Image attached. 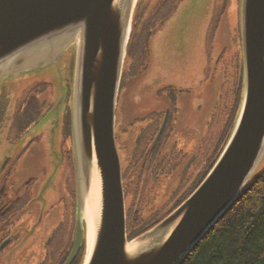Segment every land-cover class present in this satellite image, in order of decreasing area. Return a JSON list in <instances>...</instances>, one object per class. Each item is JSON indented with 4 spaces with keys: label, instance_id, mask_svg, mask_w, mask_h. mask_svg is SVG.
Here are the masks:
<instances>
[{
    "label": "flooded vegetation",
    "instance_id": "obj_1",
    "mask_svg": "<svg viewBox=\"0 0 264 264\" xmlns=\"http://www.w3.org/2000/svg\"><path fill=\"white\" fill-rule=\"evenodd\" d=\"M65 74L58 138L49 143L32 137L44 115L25 104L35 88L19 91L16 82L0 87V259L5 263L31 234L38 249L32 251L31 242L24 254L39 257L38 264H64L73 247L72 59ZM243 88L240 0L137 1L114 125L126 225L140 216L154 226L199 186L234 128ZM36 141H42L40 154L49 157L42 179L51 171L55 175L44 189L32 170L22 183L15 181L21 159ZM156 195L167 198L143 216ZM82 252L83 246L72 264Z\"/></svg>",
    "mask_w": 264,
    "mask_h": 264
},
{
    "label": "water",
    "instance_id": "obj_2",
    "mask_svg": "<svg viewBox=\"0 0 264 264\" xmlns=\"http://www.w3.org/2000/svg\"><path fill=\"white\" fill-rule=\"evenodd\" d=\"M138 0H0V87L47 70L66 95L72 59L70 131L81 264H181L236 200L264 161V0H240L244 88L229 139L199 186L157 224L131 240L115 110ZM65 80V81H64ZM64 82V83H63Z\"/></svg>",
    "mask_w": 264,
    "mask_h": 264
},
{
    "label": "trees",
    "instance_id": "obj_3",
    "mask_svg": "<svg viewBox=\"0 0 264 264\" xmlns=\"http://www.w3.org/2000/svg\"><path fill=\"white\" fill-rule=\"evenodd\" d=\"M136 221L129 240L151 228ZM181 264H264V166Z\"/></svg>",
    "mask_w": 264,
    "mask_h": 264
},
{
    "label": "rangeland",
    "instance_id": "obj_4",
    "mask_svg": "<svg viewBox=\"0 0 264 264\" xmlns=\"http://www.w3.org/2000/svg\"><path fill=\"white\" fill-rule=\"evenodd\" d=\"M16 85L20 88L19 91L23 89L24 87L25 88H28V87L35 88L30 94L31 97L29 101L25 102V104H28L29 102L32 108H35L36 110L44 112L42 119L38 122V124L33 128V131L31 132L32 137H34V139L36 140L48 139V143L49 141H54L55 139H57L58 137L52 134V130H53L52 124H53V121L55 120V117L52 113H50L53 103L56 102L58 98V94L60 93V89H61L60 84H59V79L56 73H54L53 70H47L45 72L38 73L33 76L23 77V78H20V80L16 82ZM70 141H71V137H70ZM35 143H36L35 144L36 146H33V148L31 149L29 153L30 155L28 157L22 158L19 163L20 165L18 167V172L15 177L16 183L18 182L22 183L23 180L27 176H29V174L27 175V172H31V170L32 172H35V174H32V175L37 176L36 179L40 180L45 174L44 173V171L46 170L45 167L48 168L47 160L49 157L47 155H44V153L40 154V150L37 147L38 145H42L41 144L42 141L41 143L37 141ZM68 145L70 146L69 142H68ZM28 162H31V163H28ZM263 166H264V161L262 162L259 169H261ZM42 168L44 169L43 172L41 171ZM52 178H55V175L51 171L49 175L47 173V175L42 180H40V182L42 181L43 183L38 185L39 188L41 189L48 188V186H50L49 183L51 182ZM74 189H75V195H76L75 184H74ZM166 198L167 197L163 195L154 196L152 205L148 209L142 210L143 216L148 215L155 208H158L159 203L164 202ZM126 235H127V229H126ZM34 236H35L34 234H31L30 239L26 238L27 240H23L21 243L17 244L15 247L17 248L16 253L6 263L4 262V259H0V264H38L40 262V259H38L39 257H34L30 254L28 255L24 254L31 250V246H32L31 242L33 243L32 251L38 249L39 243L35 240V238H33ZM73 241H74V238L72 239V244H73ZM27 245H30L29 246L30 250L26 248ZM82 246H83L82 256H81L80 261L77 262V264L82 263V259L84 256V251H85L84 242Z\"/></svg>",
    "mask_w": 264,
    "mask_h": 264
}]
</instances>
